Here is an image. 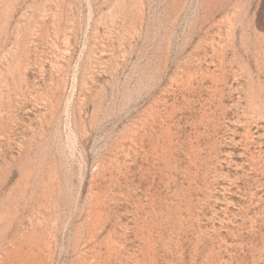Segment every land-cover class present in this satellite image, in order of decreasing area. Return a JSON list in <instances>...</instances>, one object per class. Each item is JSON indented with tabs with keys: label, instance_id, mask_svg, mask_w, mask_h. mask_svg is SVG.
Here are the masks:
<instances>
[{
	"label": "rangeland",
	"instance_id": "rangeland-1",
	"mask_svg": "<svg viewBox=\"0 0 264 264\" xmlns=\"http://www.w3.org/2000/svg\"><path fill=\"white\" fill-rule=\"evenodd\" d=\"M0 264H264V0H0Z\"/></svg>",
	"mask_w": 264,
	"mask_h": 264
}]
</instances>
